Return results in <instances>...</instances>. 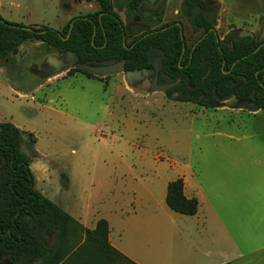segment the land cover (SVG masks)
<instances>
[{"label": "rangeland", "instance_id": "obj_1", "mask_svg": "<svg viewBox=\"0 0 264 264\" xmlns=\"http://www.w3.org/2000/svg\"><path fill=\"white\" fill-rule=\"evenodd\" d=\"M183 1H167L163 23H182L190 47L203 32H194L183 17ZM203 1L219 7L216 31L221 40L237 31L263 40L264 0ZM98 10L97 3L84 0H0L4 21L31 28L60 30L73 18ZM119 16L125 23L124 12ZM24 47L19 71L17 59L7 66L0 60V72L9 75L0 83V120L35 138V152H26L39 192L55 204L71 199L73 215L87 205L99 208L115 227L114 237L121 233V245L135 263L171 264L175 240L188 246L183 232L172 231V223L185 225L182 219L188 218L169 207V214L160 210L150 191L177 180L178 170L188 165L204 178L213 169L226 184L217 181L216 204L238 257L232 264H264L263 111L234 97L214 109L174 101L151 91V77L129 82L125 71L102 78L74 73L45 84L46 62L62 54L35 41ZM8 85L26 95L16 97ZM120 179L125 185L116 183ZM131 192L138 196L133 203ZM127 209L136 214L121 217L120 211L128 216ZM211 238L201 246L213 247Z\"/></svg>", "mask_w": 264, "mask_h": 264}, {"label": "trees", "instance_id": "obj_2", "mask_svg": "<svg viewBox=\"0 0 264 264\" xmlns=\"http://www.w3.org/2000/svg\"><path fill=\"white\" fill-rule=\"evenodd\" d=\"M85 1L97 2L100 11L72 19L61 31L26 27L0 17V60L30 41L75 55L82 64L124 61L125 72L152 70L157 57L161 80L180 81L166 92L172 100L214 109L215 94L223 98L235 91L238 102L253 103L264 112V38H236L237 31L221 40L217 31H211L217 26L216 3L184 1L182 14L194 32L203 33L183 51L175 24L148 32L134 28L133 36L142 34L128 42L127 25L138 21L140 0ZM124 9L126 25L119 16ZM74 73L94 78L79 69H71L68 76ZM20 132L12 123L0 121V264L7 260L12 264H137L111 245L106 220H100L94 230L85 229L36 189ZM166 203L173 212L188 217L199 209L196 198L185 196L182 178L168 184Z\"/></svg>", "mask_w": 264, "mask_h": 264}, {"label": "crops", "instance_id": "obj_3", "mask_svg": "<svg viewBox=\"0 0 264 264\" xmlns=\"http://www.w3.org/2000/svg\"><path fill=\"white\" fill-rule=\"evenodd\" d=\"M27 43L28 42L24 43L14 53L9 55L4 60V62H6V64L4 65L7 66L9 63L14 62L17 59L19 63L17 69L19 71L21 65H23L24 63V56L27 53L24 47ZM38 43L44 45L41 42ZM66 63L67 62H65L64 54H62V56L60 57H55V58L53 57L49 60V62H46L45 66L46 69L48 68V70L46 72V76L43 82H45V84L47 83L51 84L60 80L69 79L70 77L64 78L65 76L68 75V72L71 70L65 67ZM7 77H9L7 70L6 72H0V83H2L1 81L3 78H7ZM8 87L12 92V94H14L16 97H24L26 95L24 94L25 92L20 90L19 87L16 85L15 86L8 85ZM40 87L43 88L44 84L43 85L41 84ZM52 101L53 100H51V102ZM4 123H8V122H4ZM17 128H19L22 131L20 127ZM30 135L33 137L32 134ZM178 173L179 176L177 179L182 178L184 180L185 196L189 199L196 198L199 202V209L197 215L192 217L186 216V218L188 219L185 220L182 219L183 221L186 222L185 225L183 224L178 225L176 222L172 223V227H173L172 231L179 230L183 232V238H185V240L188 242V246L186 247L181 246L180 244L181 238L175 240V248L174 251H172L171 264H201V263L227 264L237 261L238 257L236 258V256H234L235 254H233L234 244L229 234L228 227L226 226L224 219L220 217L216 204L219 201V196L216 194V191L219 187L217 181L220 180L221 178L217 179L213 169L211 170L208 169V173L210 174L208 178H204L200 176L198 177L194 173V169L192 165H188L182 169H179ZM62 178H63L62 179L63 183L67 181V178L65 177L64 174ZM121 180L123 179L116 181V183L125 185V183L121 182ZM221 181H222V185H226L223 179H221ZM169 183L170 182L164 183V185H162V187L160 188V191L158 190L157 192L150 191L151 193L150 196L153 202L158 206V208H160V210H162L167 214L169 213L167 211L168 206L166 203V196H167V187ZM119 189L125 190L126 188L119 187ZM131 193H132L131 194L132 197L131 196L130 197L132 199L131 202L133 203L137 201L138 196L137 193L135 192H131ZM90 199H91L90 201H92L93 196L90 197ZM100 201H102V198L100 199ZM57 205L61 209H63L66 213H68L70 216H72L75 220H77L85 229L88 230H94L96 228L97 223L100 220L102 219L106 220L110 228L109 240L111 245L114 248H116L118 251L123 253L125 256L130 258L131 260H134V256L131 253H129L125 248H123V246L121 245V233H119L118 236L116 235L114 237L115 227L113 228V225L109 220V218L103 215V212L99 211V208L94 209L92 204L87 205L85 209L82 208L81 212H79L76 215H73L72 214L73 203L72 200L69 199L68 197H66L64 200H60V202ZM206 210L210 212V216L208 213L205 212ZM127 211L129 213L128 216L126 215V213H123V211H120L121 217L126 218L136 214L134 213L135 211L134 209H127ZM96 214L98 216H95ZM187 220H189L190 223H188ZM210 236L212 237L210 240L212 241L213 247L211 248L202 247L201 245L204 242V238ZM199 238L203 240L200 245L198 244ZM190 239L193 247H191L190 245ZM225 240L227 241V244Z\"/></svg>", "mask_w": 264, "mask_h": 264}, {"label": "water", "instance_id": "obj_4", "mask_svg": "<svg viewBox=\"0 0 264 264\" xmlns=\"http://www.w3.org/2000/svg\"><path fill=\"white\" fill-rule=\"evenodd\" d=\"M142 7V4H141ZM133 26L135 27H141L144 29H147V27L140 25V24H134ZM211 31H215V30H211ZM246 37H250V38H254V34L251 32H247V31H239L236 38H246ZM217 41L219 42L220 39L218 38ZM65 56V62L66 63V68L69 69H79V70H83L86 71L88 73H90L91 75L98 77V78H102V77H108V76H114L120 72H124L125 71V62L124 61H113V62H108V63H103V64H82L79 62L77 56L72 55V54H64ZM160 58L156 59L154 62V68L153 70H136V71H130V72H126V77L127 80L129 82H131L130 79L132 78H136V79H140V80H145L149 77H151V91L152 92H166L168 90H170L171 88H173L175 85L178 84L177 83H171V84H167V85H160L159 84V71H160ZM199 87H194L192 89H197ZM235 95V91H233L232 93H230L229 95H227L226 97L223 98H219L216 94H215V98L217 99L218 102H226L229 99H231L232 97H234ZM20 139H21V149L22 151L27 155L26 152V148H25V143L28 142L29 140L32 139V136L25 133V132H20ZM32 151L35 152L34 146L32 148ZM28 156V155H27ZM8 264H12V263H8Z\"/></svg>", "mask_w": 264, "mask_h": 264}, {"label": "flooded vegetation", "instance_id": "obj_5", "mask_svg": "<svg viewBox=\"0 0 264 264\" xmlns=\"http://www.w3.org/2000/svg\"><path fill=\"white\" fill-rule=\"evenodd\" d=\"M110 1L112 3L114 2V0H110ZM120 1H128V0H120ZM167 1L168 0H140L139 5H138V13H137V15L139 16L137 18L138 21L136 23H131V24L127 25L126 32H127V34H130L131 35L130 36V39L133 40L134 38H136L137 36H139L140 34H142L141 32H139V33H137V34H135L133 36L132 35V29H134V28L135 29L142 30L143 32H148V31H151V30H156V29L163 28V27H165L167 25L175 24L180 29V36H181L182 41L184 42V44H183V51H185L187 48H191L200 38L192 46L187 47L186 37H185V34H184V26H183V24L180 23V22L163 23V20H164V17H165V13H166V3H167ZM184 1L182 2V4L184 3ZM87 3H94V2H87ZM95 3H97V2H95ZM141 4H142V7H141ZM182 4H181V13H182ZM98 6H99V4H98ZM99 11H100V6H99V10L97 12H99ZM97 12L89 13V14L83 15V16H78L76 18L87 17L88 15L95 14ZM122 12H124V14H125V18H126L125 25H126L127 24V10L124 9V11H122ZM183 17H184V15H183ZM134 24L143 25V26L147 27V29H144V28H141V27H135V26H133ZM62 29H60L58 31H61ZM156 59H159V58L154 57V62H155ZM160 62H161V58H160ZM160 62H159V65H160ZM153 68H154V63H153ZM177 82H178L177 85H179V83H180L179 80H177V81L168 80V79L167 80H161V78H160V71H159V84L160 85H167V84L177 83ZM150 84H151V82H150ZM177 85H175L173 88H175ZM173 88H171V89H173ZM177 96H178V94L175 93L174 94V97H177ZM33 146H34L33 139H31V140H29L28 142L25 143L26 150L29 151V152H32V153H34L32 151ZM4 263L5 264H8V263H11V262H9L7 260ZM4 263H1V264H4Z\"/></svg>", "mask_w": 264, "mask_h": 264}]
</instances>
